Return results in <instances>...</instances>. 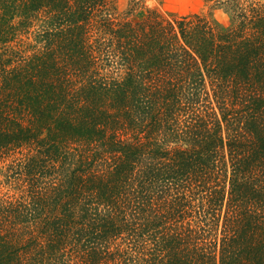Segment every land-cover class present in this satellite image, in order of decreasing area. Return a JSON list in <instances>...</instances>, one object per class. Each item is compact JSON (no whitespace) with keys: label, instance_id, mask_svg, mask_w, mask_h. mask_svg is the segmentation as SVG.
Listing matches in <instances>:
<instances>
[{"label":"trees","instance_id":"1","mask_svg":"<svg viewBox=\"0 0 264 264\" xmlns=\"http://www.w3.org/2000/svg\"><path fill=\"white\" fill-rule=\"evenodd\" d=\"M205 1L0 0V264H264V0Z\"/></svg>","mask_w":264,"mask_h":264},{"label":"rangeland","instance_id":"2","mask_svg":"<svg viewBox=\"0 0 264 264\" xmlns=\"http://www.w3.org/2000/svg\"><path fill=\"white\" fill-rule=\"evenodd\" d=\"M133 0H114V7L119 14H124L130 8ZM140 3L141 9L137 11V16L143 15L145 8L159 10L162 14L169 15H191L208 14L212 15L221 25H229L230 18L221 8H216L213 3L205 0H136ZM135 14V15H136Z\"/></svg>","mask_w":264,"mask_h":264}]
</instances>
